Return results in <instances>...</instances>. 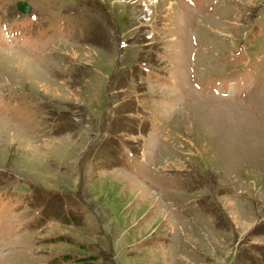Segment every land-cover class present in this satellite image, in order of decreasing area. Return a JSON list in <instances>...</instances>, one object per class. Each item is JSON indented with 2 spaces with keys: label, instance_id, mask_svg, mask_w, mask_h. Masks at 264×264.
Here are the masks:
<instances>
[{
  "label": "rangeland",
  "instance_id": "1",
  "mask_svg": "<svg viewBox=\"0 0 264 264\" xmlns=\"http://www.w3.org/2000/svg\"><path fill=\"white\" fill-rule=\"evenodd\" d=\"M17 1L0 264H264V0Z\"/></svg>",
  "mask_w": 264,
  "mask_h": 264
},
{
  "label": "water",
  "instance_id": "2",
  "mask_svg": "<svg viewBox=\"0 0 264 264\" xmlns=\"http://www.w3.org/2000/svg\"><path fill=\"white\" fill-rule=\"evenodd\" d=\"M16 6L17 8L20 10V11H23L25 12L27 9H28V6L24 3V2H21V1H18L16 3Z\"/></svg>",
  "mask_w": 264,
  "mask_h": 264
}]
</instances>
